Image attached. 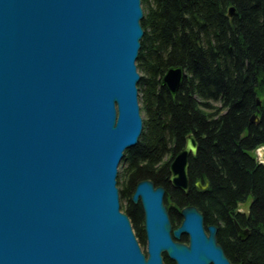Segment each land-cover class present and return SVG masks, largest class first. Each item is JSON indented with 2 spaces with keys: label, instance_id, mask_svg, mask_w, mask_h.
<instances>
[{
  "label": "water",
  "instance_id": "95a60500",
  "mask_svg": "<svg viewBox=\"0 0 264 264\" xmlns=\"http://www.w3.org/2000/svg\"><path fill=\"white\" fill-rule=\"evenodd\" d=\"M141 4L0 0V264H164L163 253L175 264H232L196 207L173 228L165 190L149 180L132 196L148 256L121 211L118 169L144 126ZM185 77L172 67L161 84L176 97ZM197 148L188 136L170 166L185 193Z\"/></svg>",
  "mask_w": 264,
  "mask_h": 264
},
{
  "label": "trees",
  "instance_id": "16d2710c",
  "mask_svg": "<svg viewBox=\"0 0 264 264\" xmlns=\"http://www.w3.org/2000/svg\"><path fill=\"white\" fill-rule=\"evenodd\" d=\"M142 1L145 119L138 144L122 160L124 213L146 242L143 208L132 196L149 180L165 190L174 229L182 210L196 207L206 227H217V243L232 264H264V162L257 156L264 148V0ZM177 66L186 77L173 97L161 82ZM190 135L198 148L189 158L185 193L172 185L170 166ZM250 198L248 212H241ZM236 224L249 231L247 239ZM179 241L188 243V236ZM164 264L175 262L165 257Z\"/></svg>",
  "mask_w": 264,
  "mask_h": 264
},
{
  "label": "rangeland",
  "instance_id": "374dc122",
  "mask_svg": "<svg viewBox=\"0 0 264 264\" xmlns=\"http://www.w3.org/2000/svg\"><path fill=\"white\" fill-rule=\"evenodd\" d=\"M141 6H142V9H143V12H144V15H145V6H144V4H143V1H142ZM136 65H137L138 73H139L140 77L143 76V73L140 71V69H139V67H138V59H137ZM139 84H140V82L138 83V90H139V91H138V92H139V94H138V99H139L140 113H141V117H142V119H143V123H144L145 113H144L143 110H142V93H141V89H140ZM257 156H258V158H259L261 161H264V148H261L260 150H258V152H257ZM122 169H123V162L120 163V166H119V169H118L117 187H118V189H119V194H120V189H121V185H120V181H121V179H120V177H121ZM251 201H252V199L250 198V200L248 201V203L240 205V211H241V212H244V213H247L248 210H249V206H250V204H251ZM126 204H127V202L124 201V200L121 198V196H120V207H121V211H122L123 213H124V207L126 206ZM138 241H139V240H138ZM139 243H140V246H141L142 252H143L146 256H148V251H147V241H146V242H140V241H139ZM185 244L188 245V243H185ZM162 255H163L164 259H165V257H167L166 253H163Z\"/></svg>",
  "mask_w": 264,
  "mask_h": 264
},
{
  "label": "bare ground",
  "instance_id": "6f19581e",
  "mask_svg": "<svg viewBox=\"0 0 264 264\" xmlns=\"http://www.w3.org/2000/svg\"><path fill=\"white\" fill-rule=\"evenodd\" d=\"M184 70H185V69H184ZM168 71H169V70H168ZM166 74H167V73H166ZM166 74H165V75H166ZM163 78H164V77H163ZM161 85H162V84H161ZM193 155H195V154H193ZM189 182H190V180H189ZM198 183H200V182H198ZM198 183H197V184H198ZM138 184H139V183H138ZM197 184H196V185H197ZM200 184H201V183H200ZM189 185H190V183H189ZM201 185H202V184H201ZM200 189H201V188H200ZM135 190H136V189H135ZM207 235L209 236V233H207Z\"/></svg>",
  "mask_w": 264,
  "mask_h": 264
}]
</instances>
